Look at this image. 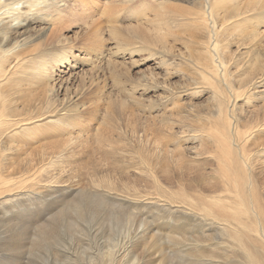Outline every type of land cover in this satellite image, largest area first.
<instances>
[{
    "label": "rangeland",
    "instance_id": "obj_1",
    "mask_svg": "<svg viewBox=\"0 0 264 264\" xmlns=\"http://www.w3.org/2000/svg\"><path fill=\"white\" fill-rule=\"evenodd\" d=\"M24 1L0 60V264H200L152 180L211 186L229 123L264 181V0Z\"/></svg>",
    "mask_w": 264,
    "mask_h": 264
},
{
    "label": "bare ground",
    "instance_id": "obj_2",
    "mask_svg": "<svg viewBox=\"0 0 264 264\" xmlns=\"http://www.w3.org/2000/svg\"><path fill=\"white\" fill-rule=\"evenodd\" d=\"M20 2L21 0H0V37H2L0 46L2 47V44L11 46L7 48L9 49L7 51H4L6 50L4 48L0 49V60L7 58L5 53L13 51V45L19 42V38L15 40L16 33L24 27L21 23L23 18L18 13ZM27 2V0L24 1V3ZM34 6L36 5L29 4V10ZM134 29L133 32H137ZM227 124L228 127L223 128L227 132L221 131L210 135L212 145L208 154L214 161L216 169L213 177L216 180L211 186L207 183L208 187H204L196 181L195 183H177L175 187L167 189L159 184L155 176L151 174L150 176L154 178L152 181L156 192L165 201L164 204L169 206V213L175 212L174 216L171 214L172 220L178 224L180 233L186 234L193 229L197 233L193 249L187 248V250L194 253L192 255L200 264L205 262L208 264H264V181L262 179L260 181L256 176L255 155L257 152H252L247 146L251 141L247 138L248 130ZM215 127L221 129L222 126ZM169 136L163 135L168 141L171 138ZM194 138L191 136V140ZM176 151L179 158L181 156L180 159H183L182 152L179 149ZM165 154H169L168 160L169 158L174 160V156L170 157V153ZM100 204H103L102 201ZM123 218H125L126 227L127 224L133 225L132 215L128 214ZM168 219L164 220L169 222ZM144 223L145 221H141L139 229L144 228ZM129 231L131 232L130 228ZM127 253L123 257H127L129 253L132 254V249ZM10 257L12 258L11 255Z\"/></svg>",
    "mask_w": 264,
    "mask_h": 264
}]
</instances>
